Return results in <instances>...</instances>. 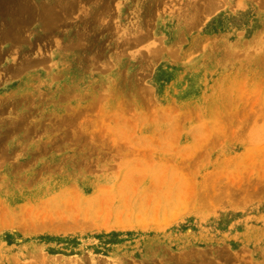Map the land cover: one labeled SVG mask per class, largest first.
<instances>
[{
	"label": "rangeland",
	"instance_id": "rangeland-1",
	"mask_svg": "<svg viewBox=\"0 0 264 264\" xmlns=\"http://www.w3.org/2000/svg\"><path fill=\"white\" fill-rule=\"evenodd\" d=\"M7 1L0 264H264V0Z\"/></svg>",
	"mask_w": 264,
	"mask_h": 264
},
{
	"label": "bare ground",
	"instance_id": "bare-ground-1",
	"mask_svg": "<svg viewBox=\"0 0 264 264\" xmlns=\"http://www.w3.org/2000/svg\"><path fill=\"white\" fill-rule=\"evenodd\" d=\"M11 1H13V0H11ZM5 2H6V0H5ZM5 2H4V3H5ZM7 2L9 3V0H8ZM11 3H12V2H11ZM20 4H21V3H20ZM51 25H52V24H51ZM52 26H53V25H52Z\"/></svg>",
	"mask_w": 264,
	"mask_h": 264
}]
</instances>
